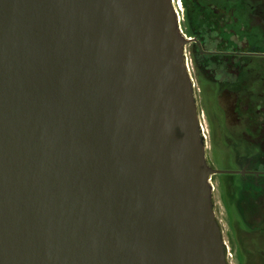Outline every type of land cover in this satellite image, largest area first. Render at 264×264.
Here are the masks:
<instances>
[{
    "label": "water",
    "instance_id": "water-1",
    "mask_svg": "<svg viewBox=\"0 0 264 264\" xmlns=\"http://www.w3.org/2000/svg\"><path fill=\"white\" fill-rule=\"evenodd\" d=\"M172 0H0V264H228Z\"/></svg>",
    "mask_w": 264,
    "mask_h": 264
},
{
    "label": "flooded vegetation",
    "instance_id": "flooded-vegetation-1",
    "mask_svg": "<svg viewBox=\"0 0 264 264\" xmlns=\"http://www.w3.org/2000/svg\"><path fill=\"white\" fill-rule=\"evenodd\" d=\"M172 2L189 40L206 160L218 171L211 184L228 256L264 264V0Z\"/></svg>",
    "mask_w": 264,
    "mask_h": 264
},
{
    "label": "rangeland",
    "instance_id": "rangeland-1",
    "mask_svg": "<svg viewBox=\"0 0 264 264\" xmlns=\"http://www.w3.org/2000/svg\"><path fill=\"white\" fill-rule=\"evenodd\" d=\"M191 77L193 78L192 73H191ZM193 90H194L195 101H196V104H197V107H198V101H200V93L198 92L197 87H194ZM213 202L215 204L214 205L215 213H217V212L220 213L218 207L216 206V201L213 200ZM216 216L220 217V218H217V217L216 218H217V220H219V225H220V227L222 226V229L224 231V236L226 237L225 234H227V232L229 231L228 226H227V217L224 214H218V215L216 214ZM230 249H231V247H230ZM232 254H233V256L231 254L228 256V260H227L228 264H237L236 256L234 255V253H232Z\"/></svg>",
    "mask_w": 264,
    "mask_h": 264
},
{
    "label": "built area",
    "instance_id": "built-area-1",
    "mask_svg": "<svg viewBox=\"0 0 264 264\" xmlns=\"http://www.w3.org/2000/svg\"><path fill=\"white\" fill-rule=\"evenodd\" d=\"M186 61H187V65H188V68H189V70H190V60H189V57H188V55L186 54ZM201 126H202V124H201Z\"/></svg>",
    "mask_w": 264,
    "mask_h": 264
},
{
    "label": "bare ground",
    "instance_id": "bare-ground-1",
    "mask_svg": "<svg viewBox=\"0 0 264 264\" xmlns=\"http://www.w3.org/2000/svg\"><path fill=\"white\" fill-rule=\"evenodd\" d=\"M180 8V7H179Z\"/></svg>",
    "mask_w": 264,
    "mask_h": 264
}]
</instances>
